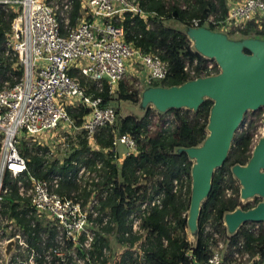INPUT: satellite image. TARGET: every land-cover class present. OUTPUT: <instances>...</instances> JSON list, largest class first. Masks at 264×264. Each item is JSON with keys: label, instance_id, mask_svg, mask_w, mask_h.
Instances as JSON below:
<instances>
[{"label": "trees", "instance_id": "1", "mask_svg": "<svg viewBox=\"0 0 264 264\" xmlns=\"http://www.w3.org/2000/svg\"><path fill=\"white\" fill-rule=\"evenodd\" d=\"M69 1L70 7L65 11L67 24L62 17H58L61 35L74 28L79 18V0ZM139 6L146 13V20L126 13L118 25L123 28L127 43L144 54H159L167 64L166 79L154 87L179 86L220 72L214 60L204 58L194 50L184 29L190 27L192 20H198L199 26L216 31L215 24L206 19L210 16L214 22L224 19L227 13L226 0H139ZM15 16L16 13L9 5L0 4V87L5 83L12 86L22 76L21 69H12L16 59L6 55V34ZM166 20H176L184 29L166 27ZM228 36L232 37V34ZM236 37L264 40V32L247 25L239 30ZM209 63L212 64L211 70L207 69ZM136 81V78H131L129 84L127 80H122L114 96H109L106 86L102 92L95 91L91 84L88 87L89 91L103 98L104 105H111L116 100L136 104L139 102ZM211 106L210 100H204L193 112L194 118L191 120L187 117L189 110L186 109H169L164 113L146 109L141 118L127 116L120 120L118 128L114 123L112 127L102 128L95 134L97 150L91 151L87 139L80 135V147L62 162L48 159L45 154L47 148L34 143L28 146L26 142H21L18 151L26 160L27 173L31 177L40 180H47L52 176L61 178L57 190L60 194L69 195L78 191L74 178L79 165L91 170L96 162L101 163L99 172L102 179L95 186L100 193L106 194L97 197V215L93 219L96 227L91 249L80 253L88 255L92 264H205L211 254L210 246L214 235L224 240L226 251L223 259L226 263L237 264L232 259L233 254L246 253L248 258L243 264H264V222L244 223L232 235L227 233L223 224L227 213L237 208L248 210L255 207L249 202H240V187L234 185L231 168L246 165L249 161L256 128L258 124H262L263 109L245 113L240 124L241 130L234 134L227 159L213 173L210 193L200 208L195 241L190 243L187 240L185 231L188 228L193 162L178 150L197 147L203 143L207 137ZM67 112L78 126L82 117L88 113L83 108L68 109ZM168 115L172 117L171 122L165 119ZM113 131L133 136L139 152L136 156L125 157L119 167L114 163ZM104 150L108 151L103 153ZM147 180L149 186L143 184ZM19 181L29 187L25 177L13 178L9 172L4 173L2 185L6 193L2 195L0 215L7 220L16 221L28 245L40 251L42 237H46V244L50 246L55 232L49 224L28 216V199L19 196ZM78 197L82 198L84 206L89 193L83 190ZM155 198L158 203L152 205ZM143 203L147 205L142 213L140 206ZM132 215L140 217L137 232H132L131 229ZM33 219L34 226L31 225ZM207 225L210 226L209 232H206ZM254 227L258 230H253ZM111 236H114L116 248H119L116 258L103 255L104 248L110 252ZM80 240L83 241L84 236ZM140 241L144 247L143 254H140L142 258H137L133 250Z\"/></svg>", "mask_w": 264, "mask_h": 264}, {"label": "built area", "instance_id": "2", "mask_svg": "<svg viewBox=\"0 0 264 264\" xmlns=\"http://www.w3.org/2000/svg\"><path fill=\"white\" fill-rule=\"evenodd\" d=\"M0 4L9 5L16 13L6 34V55L16 59L13 70H22L21 78L12 86L5 83L0 87V203L6 193L2 185L4 173L9 172L13 178L25 177L29 187L19 181L18 194L28 199V216L49 224L55 232L52 244L47 246L46 237H42V248L37 251L28 245L16 221L0 215V264H92L88 255L81 254L91 249L97 197L106 194L95 186L102 179L98 172L101 163L91 170L79 165L74 181L81 190L60 194L59 176L40 180L27 173L26 160L18 151L19 141L22 137L32 138L36 146L46 147L45 154L49 155V142L53 143L50 138L59 133L68 137L80 132L90 149H95V134L114 125L116 111L112 105H104L101 96L89 91L88 84L97 92L106 86L109 96H114L132 63L139 65L138 73L143 78L135 76V87L143 91L166 79L167 64L159 54H144L125 41L124 30L118 25L124 14L146 20L139 0H79L78 22L65 35L60 33L58 17L67 24L65 11L70 7L69 0H61L59 4L49 0H0ZM226 10L220 21L214 22L211 16L206 19L215 24L216 31L236 37L239 30L252 25L264 32V0H226ZM198 23L192 20L190 27H201ZM211 68L209 63L207 69ZM77 108L88 111L80 126L67 112ZM117 145L126 148L125 157L139 153L133 136L113 131L114 152ZM83 190L89 193L84 206L78 197ZM146 205L141 204L142 213ZM131 218L132 232L139 231L140 217ZM31 225L34 226V219ZM9 242H13V248L6 257ZM210 250L205 264H228L219 250ZM109 253L103 249L104 256ZM247 258L246 253H234L232 257L234 261Z\"/></svg>", "mask_w": 264, "mask_h": 264}, {"label": "water", "instance_id": "3", "mask_svg": "<svg viewBox=\"0 0 264 264\" xmlns=\"http://www.w3.org/2000/svg\"><path fill=\"white\" fill-rule=\"evenodd\" d=\"M184 32L194 50L214 60L220 72L172 87H149L142 91L140 105H151L157 112L169 109L196 111L204 100H210L207 137L197 147L179 149L193 161L187 227L195 237L200 208L210 193L213 173L227 159L234 134L246 112L264 110V40L232 39L207 27H187ZM246 51L248 53H246ZM263 134L252 150L246 165H235L231 173L240 185V202L254 197L262 199L255 207L237 208L224 215L223 224L229 235L244 223L264 222V114ZM13 242L6 246V257Z\"/></svg>", "mask_w": 264, "mask_h": 264}, {"label": "rangeland", "instance_id": "4", "mask_svg": "<svg viewBox=\"0 0 264 264\" xmlns=\"http://www.w3.org/2000/svg\"><path fill=\"white\" fill-rule=\"evenodd\" d=\"M49 1L53 2L55 4H59L61 0H49ZM164 26L170 27V28L175 29V30H183L184 29L183 25L181 23H179L178 21H176V20H166V21H164ZM230 38L237 39V37H235V36L230 37ZM139 71H140L139 65H134V64L131 63L128 66V68H127V71H126V74L124 76V79L127 80V82L129 84L131 83V78H135V76L138 79L142 80L143 78H142V75L138 73ZM138 92H139V102L136 103V104L128 102V101H120V100H116V101H113L111 103L112 107L117 112L116 121H115V124H116L117 128L119 127L120 120L125 118V117H127V116L141 118V116L144 114L146 109H150L151 112H155L156 111L151 105L146 106V108H144V109L141 107L140 98H141L142 91L138 90ZM193 112L194 111H192V110H189V112H187V117L189 118V120L194 118L193 117V115H194ZM165 119H167L169 122L172 121V117L170 115L165 116ZM240 130H241V127H239L238 131H240ZM79 133L80 132H76L73 135L68 136V137H66L62 133H59L57 136H55V138L54 137L50 138L49 140L53 141V143L50 144V142H49V146L48 147H50V151H49L50 153H49V155H47L48 159L56 160L58 162H62L65 158H68V156L70 154H72L76 149H78L80 147L79 146V142H80L81 136H80ZM207 134H208V132H207ZM262 134H263V126L260 123V124H258V126L256 128L255 136H254L253 143H252L253 144L252 145L253 148L256 145L257 141L261 138ZM21 142H26L28 146L33 144L32 138H28V137H22V139L19 141L18 147L21 144ZM116 151H117L118 155H120L121 158H122L123 154L125 153V148L122 145H117ZM233 178L235 179L234 176H233ZM152 182H151V184H152ZM22 183L24 185V182H22ZM143 184H145V185L147 184V186H149V181L147 180ZM236 184L239 185V182H238L237 179H235L234 185H236ZM239 187H240V185H239ZM189 198H190V196H189ZM156 200H157V198H155V201ZM247 202H249L250 204H253V205L256 206L258 203L262 202V199L258 198V197H254V198H252V199H250L248 201H243L242 203L245 204ZM2 220L4 221L5 219H2ZM253 230H258V229L256 227ZM207 231L208 232L210 231V226L209 225H207V227H206V232ZM185 233H186V237H187L188 242L193 243L195 241V238L189 233L188 228L186 229ZM109 240H110V246H111L110 253H109V258H111L112 256H113V258H116V256H118V253H119V250H118L119 248L118 247L116 248L117 244L114 241V236H111ZM210 247L213 250H219V252L222 255L226 251L224 240L222 238H219L218 235H215L214 240L211 242V246ZM143 248L144 247H143L142 241H140V242H138L136 244V247L133 250V252H134L133 254L135 255V257L142 258V255H140V254H143ZM235 262H238L237 264L246 263L243 260L235 261ZM141 263H142V261H141ZM232 264H235V263H232Z\"/></svg>", "mask_w": 264, "mask_h": 264}, {"label": "crops", "instance_id": "5", "mask_svg": "<svg viewBox=\"0 0 264 264\" xmlns=\"http://www.w3.org/2000/svg\"><path fill=\"white\" fill-rule=\"evenodd\" d=\"M116 147H117V146H116ZM116 147H115V152H114V151H113V152L116 153V157L118 158V162H117V164L120 166L121 163H122V161L125 159L126 148L123 146V147L125 148V153L123 154V156H122V158H121V156L118 155V153H117V151H116ZM97 149H98V148H97V146H96L95 149H93V150H91V151H94V150H97ZM107 151H108V150H104L103 153H106ZM96 163H99V162H96ZM118 165H117V166H118ZM95 166H96V164H95ZM119 166H118V167H119ZM98 172H99V171H98ZM99 174H100V172H99ZM78 187H79V188H78V191H77V192H74V193H78L79 190H81V188H80L79 185H78Z\"/></svg>", "mask_w": 264, "mask_h": 264}]
</instances>
